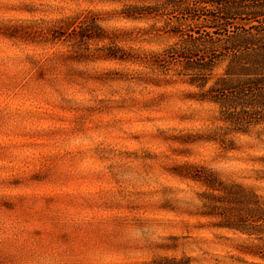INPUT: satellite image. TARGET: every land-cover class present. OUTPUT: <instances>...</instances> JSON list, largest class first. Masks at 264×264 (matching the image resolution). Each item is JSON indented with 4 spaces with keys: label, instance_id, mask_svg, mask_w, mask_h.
Listing matches in <instances>:
<instances>
[{
    "label": "rangeland",
    "instance_id": "obj_1",
    "mask_svg": "<svg viewBox=\"0 0 264 264\" xmlns=\"http://www.w3.org/2000/svg\"><path fill=\"white\" fill-rule=\"evenodd\" d=\"M154 4L0 0V264L252 261L256 242L204 216L197 175L264 196V124L233 150L209 140L218 107L165 55L193 26L125 14Z\"/></svg>",
    "mask_w": 264,
    "mask_h": 264
},
{
    "label": "trees",
    "instance_id": "obj_2",
    "mask_svg": "<svg viewBox=\"0 0 264 264\" xmlns=\"http://www.w3.org/2000/svg\"><path fill=\"white\" fill-rule=\"evenodd\" d=\"M153 1L154 5L128 7L126 16L168 13L176 20L170 31L175 36L187 32L188 22L193 26L185 34L189 39L182 46L168 48L165 55L175 54L196 70L197 88L202 91L197 101L216 105L219 120L226 126L217 129L209 140L233 150L232 141L227 139L229 133H245L264 124V0ZM242 19L246 23L238 22ZM89 29H81L83 33L79 34L84 43L90 39ZM109 56L115 58L112 53ZM222 64V72L215 73ZM197 181L207 187L202 195L204 216L217 218L215 227L256 242L251 248L239 249L252 261L240 258L237 261L264 264V196L252 188L226 184L211 175H197Z\"/></svg>",
    "mask_w": 264,
    "mask_h": 264
}]
</instances>
